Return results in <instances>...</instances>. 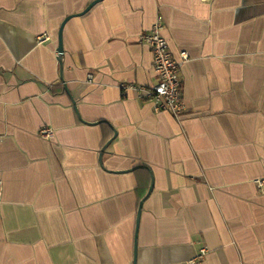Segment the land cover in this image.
<instances>
[{
    "label": "crops",
    "instance_id": "0c3cea01",
    "mask_svg": "<svg viewBox=\"0 0 264 264\" xmlns=\"http://www.w3.org/2000/svg\"><path fill=\"white\" fill-rule=\"evenodd\" d=\"M94 1L0 0V264H264V0Z\"/></svg>",
    "mask_w": 264,
    "mask_h": 264
},
{
    "label": "built area",
    "instance_id": "2783aa9c",
    "mask_svg": "<svg viewBox=\"0 0 264 264\" xmlns=\"http://www.w3.org/2000/svg\"><path fill=\"white\" fill-rule=\"evenodd\" d=\"M49 37L40 35L36 37L37 44H44ZM140 42L148 47L152 54L151 70L157 77V84L149 89L136 87L139 98H144L152 103L154 112H167L172 116L179 118L186 110V106L182 99L181 83L179 79V71L182 65L188 61V56L181 53L179 60L172 55L168 42L163 36L162 23L157 22L152 26L151 30L140 37ZM124 90L134 88L133 86H122ZM42 139L52 137V132L43 128L39 131ZM258 190L264 194V179L255 182ZM3 191V184L0 181V203ZM207 251L202 249L199 254L188 264H200L204 259Z\"/></svg>",
    "mask_w": 264,
    "mask_h": 264
},
{
    "label": "water",
    "instance_id": "95a60500",
    "mask_svg": "<svg viewBox=\"0 0 264 264\" xmlns=\"http://www.w3.org/2000/svg\"><path fill=\"white\" fill-rule=\"evenodd\" d=\"M102 0H96L94 1L86 10L85 12H87L90 8H92L94 5H96L97 3L101 2ZM69 18H67L61 25L60 27V30L58 32V49H57V52L58 54L61 56L63 54V47H62V28L65 24V22L68 20ZM66 93L69 95V92L67 91V89L65 90ZM135 169H138V168H135ZM152 191V184H151V187H150V190H149V194L151 193ZM142 205V204H141ZM141 205H140V208L138 210V214H137V224H138V221H139V218H140V213H141ZM137 235V233H136ZM135 235V237H136ZM136 249V244H135V247H134V251ZM135 253V252H134ZM134 264H135V257H134Z\"/></svg>",
    "mask_w": 264,
    "mask_h": 264
}]
</instances>
